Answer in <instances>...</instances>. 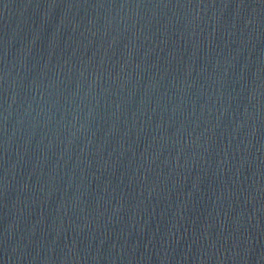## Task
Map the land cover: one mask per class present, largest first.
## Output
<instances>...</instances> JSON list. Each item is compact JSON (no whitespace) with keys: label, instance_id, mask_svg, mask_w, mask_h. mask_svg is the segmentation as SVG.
<instances>
[{"label":"water","instance_id":"water-1","mask_svg":"<svg viewBox=\"0 0 264 264\" xmlns=\"http://www.w3.org/2000/svg\"><path fill=\"white\" fill-rule=\"evenodd\" d=\"M0 264H264V0H0Z\"/></svg>","mask_w":264,"mask_h":264}]
</instances>
